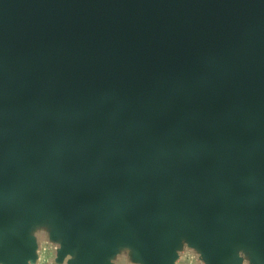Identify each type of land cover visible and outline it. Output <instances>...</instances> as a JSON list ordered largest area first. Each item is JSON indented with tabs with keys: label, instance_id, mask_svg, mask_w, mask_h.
Wrapping results in <instances>:
<instances>
[{
	"label": "water",
	"instance_id": "1",
	"mask_svg": "<svg viewBox=\"0 0 264 264\" xmlns=\"http://www.w3.org/2000/svg\"><path fill=\"white\" fill-rule=\"evenodd\" d=\"M264 264V0H0V264Z\"/></svg>",
	"mask_w": 264,
	"mask_h": 264
},
{
	"label": "clouds",
	"instance_id": "2",
	"mask_svg": "<svg viewBox=\"0 0 264 264\" xmlns=\"http://www.w3.org/2000/svg\"><path fill=\"white\" fill-rule=\"evenodd\" d=\"M35 241V261L29 259L27 264H70L74 260L71 253L65 254L62 261L58 260L62 243L51 238V232L47 225H37L31 233ZM182 247L177 249L174 264H207L202 258V253L195 247L190 246L186 240L181 241ZM133 250L130 247H122L110 257L108 264H143L141 259L132 258ZM240 264H252L246 253L241 250L237 253Z\"/></svg>",
	"mask_w": 264,
	"mask_h": 264
}]
</instances>
